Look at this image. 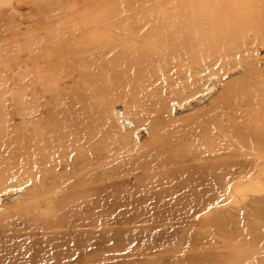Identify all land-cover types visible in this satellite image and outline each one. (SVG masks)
<instances>
[{
    "label": "rangeland",
    "instance_id": "rangeland-1",
    "mask_svg": "<svg viewBox=\"0 0 264 264\" xmlns=\"http://www.w3.org/2000/svg\"><path fill=\"white\" fill-rule=\"evenodd\" d=\"M0 264H264V0H0Z\"/></svg>",
    "mask_w": 264,
    "mask_h": 264
}]
</instances>
